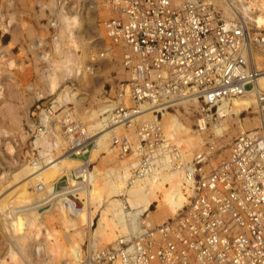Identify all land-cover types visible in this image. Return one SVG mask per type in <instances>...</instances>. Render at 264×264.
Masks as SVG:
<instances>
[{"label":"built area","instance_id":"1","mask_svg":"<svg viewBox=\"0 0 264 264\" xmlns=\"http://www.w3.org/2000/svg\"><path fill=\"white\" fill-rule=\"evenodd\" d=\"M243 1L248 4L109 2L114 15L102 23L107 47L90 58L105 60L118 50L129 79L103 101L101 131L111 133V149L132 162L136 177L152 174L169 154L173 169L183 173L186 202L159 224L142 215L136 230L105 247L89 240L77 264H264V27L240 15ZM50 27L60 26L53 20ZM246 96L254 104L239 119L250 126L239 130L221 156L226 136L217 135L216 126L234 117L232 101ZM181 110L194 112L195 132L202 137L190 155L167 139L160 124L164 114ZM61 111L63 151L78 159L91 156L95 132L70 108ZM50 131L47 123L34 126V142ZM83 173L52 182L45 202L80 208Z\"/></svg>","mask_w":264,"mask_h":264},{"label":"rangeland","instance_id":"2","mask_svg":"<svg viewBox=\"0 0 264 264\" xmlns=\"http://www.w3.org/2000/svg\"><path fill=\"white\" fill-rule=\"evenodd\" d=\"M110 1L0 0V262L76 264L68 253L72 243L79 241L80 236L81 250L86 251L89 245L85 200H82L85 209L81 205L74 209L45 202L52 182L61 177L66 179L67 174L44 179L49 183L45 191H38L34 187L36 183L30 182L32 172L16 177L24 168L38 166L43 161L40 153L45 147L44 144L36 146L39 137L34 142V126L47 122L50 134L41 136L46 145L53 144L52 153L58 158L64 152L58 122L61 109L70 108L73 117L91 127L93 122L89 116L94 111H102L105 98L114 97L119 84L129 79L118 50L105 60L90 58L107 47L102 23L114 15ZM53 20L60 27H50ZM55 32L58 40L54 39ZM171 114L196 133L192 110ZM229 122L232 131L224 139L221 156L227 155L241 130L237 120ZM241 124L242 130L250 126L242 121ZM110 153L100 151L90 163L91 172L97 168L132 165L117 157L112 149ZM89 156L90 153L80 159L75 156L70 159L87 161ZM72 173L67 176L72 178ZM84 197L81 193V199ZM157 206L154 203L143 218L159 224L175 214ZM99 219L100 214L93 219V233ZM64 221L70 226L66 227ZM19 224L21 227L15 229ZM42 241L49 243L46 250L52 248L49 252L39 249L35 253L34 247Z\"/></svg>","mask_w":264,"mask_h":264},{"label":"bare ground","instance_id":"3","mask_svg":"<svg viewBox=\"0 0 264 264\" xmlns=\"http://www.w3.org/2000/svg\"><path fill=\"white\" fill-rule=\"evenodd\" d=\"M246 1L249 5L246 4L245 1H243V3H238L241 12L240 15L245 18L246 21L258 25L259 28L264 27V0ZM224 8L226 9V15L231 16L229 13L231 12V8L229 7V9L226 5H224ZM65 63L68 67V62ZM253 104L254 99L250 96L233 100L230 111L235 116L229 117L226 119L227 121H220L216 126V134L223 136H226L228 133L230 134V131H232V124L229 121L233 122L235 120H237L241 131H244L242 130L243 126L241 122H239V114L244 109L253 106ZM101 113L102 111H94L91 116H89V119L93 122L92 126L90 125L91 127H88L89 131L91 134L95 132L94 135H96L93 138L95 140V146L91 151L92 154L89 161L82 162L80 160H72L65 152H61L62 154L60 157L55 158V155L52 153L53 144L46 145V140H44L42 135L39 136L36 141V146L44 144L43 146L45 147V150L40 153L43 156L42 163L38 166L24 168L16 177L18 178V176L30 174V172H32L31 174L33 177L30 179V182H35L36 185L33 183L35 189L40 191L39 185H43V189L49 185L44 179L52 180L59 175H69L72 172L78 175L86 171L85 174L83 173L85 175V185L81 193L85 197L82 198V200H85V208L87 205L86 220L89 228L90 244L98 247H103L110 242H114L113 239L120 234L136 230L139 218L149 213L154 203H158L157 208H162L164 212L167 211L170 214H174L181 209L186 202V197L182 190L183 173L173 169V166L169 163L171 160L169 154H166L162 159V165L158 164V166L161 167H157L152 174L143 177H136L132 170L131 172L129 171L130 168H133V164L129 166H110L104 170L97 168L94 169L93 172L89 169L87 171L88 165H90L94 157L100 151L105 150L108 153L111 152L110 137L112 135L108 131H101ZM46 118L48 117L46 116ZM160 124L162 128L165 126L164 132L165 135H167V139L178 146L183 145L185 149L184 152L186 154L188 153L187 155H190V152L194 151L202 143V137L200 135L192 132L190 128L183 126L178 117L172 116L170 113L164 114ZM64 146L65 144L63 141L62 149ZM76 163L78 165H76ZM128 163L131 164L132 162ZM116 197H122L124 199H115ZM126 205L129 207L128 211L126 210ZM82 207L84 208L83 204ZM97 214H100V219L93 233L91 227L93 225V219ZM82 215L83 217L85 216L84 214ZM63 223L67 225L66 227L70 226L67 221ZM19 227H21V224L15 226V229ZM78 239L79 241L77 240L72 243L74 245L70 247L68 252L73 262H78L82 257V250L79 246V242L82 243L83 241L80 236ZM47 243L46 241L39 242L34 247L35 253L39 249L46 250ZM38 245L42 247L37 248ZM50 247L52 248V246ZM51 248L47 247L46 251L49 252Z\"/></svg>","mask_w":264,"mask_h":264}]
</instances>
